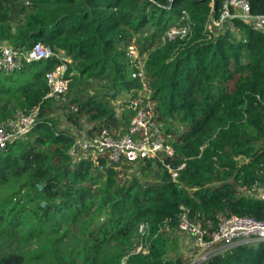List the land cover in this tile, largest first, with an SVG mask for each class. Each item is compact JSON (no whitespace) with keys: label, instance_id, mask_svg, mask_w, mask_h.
<instances>
[{"label":"trees","instance_id":"16d2710c","mask_svg":"<svg viewBox=\"0 0 264 264\" xmlns=\"http://www.w3.org/2000/svg\"><path fill=\"white\" fill-rule=\"evenodd\" d=\"M226 1L0 0V46L41 42L56 54L0 68V126L37 112L0 148V264H192L168 248L183 213L212 230L231 215L264 220V21L216 25ZM249 2L264 15V0ZM186 15L189 34L163 40ZM131 45L146 54L144 82ZM60 57L71 61L68 87L48 97ZM144 90L172 156L70 154L80 138L125 135L129 100ZM137 239L143 249L130 254ZM202 264H264V242Z\"/></svg>","mask_w":264,"mask_h":264},{"label":"built area","instance_id":"2783aa9c","mask_svg":"<svg viewBox=\"0 0 264 264\" xmlns=\"http://www.w3.org/2000/svg\"><path fill=\"white\" fill-rule=\"evenodd\" d=\"M239 17L251 19V5L249 0H227L223 11L216 25L229 18ZM264 19V15L259 16ZM184 24L173 25L163 36V40L172 41L176 38H185L191 31L188 23V16L181 18ZM260 21V20H258ZM55 52L42 44L36 43L30 50H17L9 46H0V68L11 73L20 68L24 62L35 60H46L54 57ZM128 55L131 57L136 71L134 78L145 81L146 54L142 53L135 45L128 48ZM61 63L48 71L46 78L50 87L48 97H55L67 90L68 79L66 78L68 67L71 61L60 57ZM129 107L135 111L131 120L129 131L119 138L112 137L107 131H102L94 137H84L77 140L76 145L71 149L70 154L77 160L106 156L111 163L134 162L148 158H159L161 153L173 155L174 150L166 145L165 138L161 133V125L153 120V107L149 93L142 91L139 97H132L129 100ZM37 112L21 116L5 125L0 126V148L6 146L10 140L25 136L34 126ZM184 165L180 166L182 169ZM167 169L172 172V177L177 176L170 165ZM264 199V194L262 195ZM139 232L145 233L146 224L138 226ZM166 230L171 231L169 223H166ZM177 234L185 235L193 239V245L197 252L191 255L192 264H202L211 258L223 254L242 244L264 242V220H256L252 217L231 215L224 218L217 229L204 227L200 223L192 222L186 213L181 215L179 223L175 228ZM135 240L134 248L130 254L143 249L142 243ZM136 246L140 248L137 249ZM136 248V249H135ZM128 257V256H127ZM122 264H127L126 260Z\"/></svg>","mask_w":264,"mask_h":264},{"label":"rangeland","instance_id":"374dc122","mask_svg":"<svg viewBox=\"0 0 264 264\" xmlns=\"http://www.w3.org/2000/svg\"><path fill=\"white\" fill-rule=\"evenodd\" d=\"M127 93H123L120 98L127 97ZM120 98L115 101L114 106L119 107ZM119 112L121 109L118 110ZM255 192L251 191L250 194H254ZM247 194V193H245ZM249 194V193H248ZM168 242V248L171 250L172 255H184L186 257H190L191 255L195 254L197 252L196 248L193 245V239L191 237H186L185 235H178V234H172L169 237ZM137 249H139V246H136ZM135 248V249H136Z\"/></svg>","mask_w":264,"mask_h":264},{"label":"water","instance_id":"95a60500","mask_svg":"<svg viewBox=\"0 0 264 264\" xmlns=\"http://www.w3.org/2000/svg\"><path fill=\"white\" fill-rule=\"evenodd\" d=\"M251 19H253V20H260V21H264V19H262V18H260V17H251Z\"/></svg>","mask_w":264,"mask_h":264},{"label":"crops","instance_id":"0c3cea01","mask_svg":"<svg viewBox=\"0 0 264 264\" xmlns=\"http://www.w3.org/2000/svg\"><path fill=\"white\" fill-rule=\"evenodd\" d=\"M178 235H180V234H178ZM187 237V236H186Z\"/></svg>","mask_w":264,"mask_h":264}]
</instances>
